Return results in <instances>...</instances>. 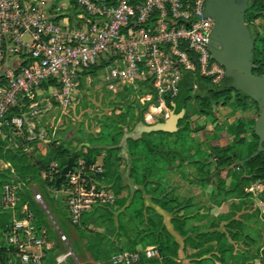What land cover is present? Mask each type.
<instances>
[{
  "label": "built area",
  "instance_id": "obj_1",
  "mask_svg": "<svg viewBox=\"0 0 264 264\" xmlns=\"http://www.w3.org/2000/svg\"><path fill=\"white\" fill-rule=\"evenodd\" d=\"M47 1L0 0V135L8 137L10 132L9 140L48 144L52 140L48 130L29 120L40 115L35 91L55 79L58 87L53 96L59 107L68 109L77 101L79 69L95 65L104 55L115 59L105 74L107 87L119 82L145 85L149 100L140 98L147 107L145 121L170 116L168 100L173 102L178 95L184 71L197 72L214 85L226 77L225 68L209 49L214 18L204 14L207 0H71L82 12L81 26L61 25L48 17ZM56 9L64 5L57 4ZM27 33L29 42L23 39ZM25 100L28 111L11 114ZM76 162L60 191L65 193L70 222L79 225L85 212L114 204L117 197L100 178L105 170L102 164H88L82 158ZM60 171L54 162L46 176L51 181ZM20 186V182H7L2 194L3 205L13 214L6 236L8 251L13 247L23 264H45L46 250L51 248L47 229L36 226L34 212L26 205L22 216L17 215ZM55 192L58 197L59 191ZM34 198L50 214L42 194L37 192ZM69 254L57 256V263H66ZM143 255L160 257L152 246L118 251L111 261L139 264ZM8 264H13L12 257Z\"/></svg>",
  "mask_w": 264,
  "mask_h": 264
},
{
  "label": "crops",
  "instance_id": "obj_2",
  "mask_svg": "<svg viewBox=\"0 0 264 264\" xmlns=\"http://www.w3.org/2000/svg\"><path fill=\"white\" fill-rule=\"evenodd\" d=\"M48 1H52L51 19L61 25L81 26L82 12L75 3H64V9L58 11L57 0ZM255 26L259 33H264V17L258 18ZM114 64L112 55H104L95 65L79 71L80 100L78 104L71 105V109L58 106L53 96L58 87L55 79L53 80L57 84L49 81L44 83L35 91L40 115L29 120L39 127H45L50 132L51 139L61 141L71 149H79L83 145H99L103 152L98 161L102 163L106 148L118 147V156L121 158L118 163L119 171L125 186L121 196L127 198V204L142 196L145 206L153 207L163 216L166 228L179 244V263L264 264V180L252 182L244 188L248 196L239 197L237 193L240 192L235 188V171H229L237 166L235 163L238 160L243 159H238L232 166L217 168L218 154L214 151L216 147L228 143L236 146L238 154L247 149L246 143L252 140L250 121L254 120L255 124L260 115L258 104L249 97L247 106L243 107L234 99L227 101L222 97L218 100L214 112L209 113L206 110L211 107V102L209 106L202 107L200 100L195 99L197 111L192 112L190 110L194 106H188L192 100L190 99L178 112L183 111L184 114L178 120L174 131L161 130L139 134L141 123L152 125L162 121H158L160 116L155 117L152 123L142 120V107L146 105L135 96L138 91L137 84L145 91V85L142 83L131 85L119 82L114 88L107 87L105 82L100 83ZM194 91L199 93L198 82H194ZM93 94L94 98H90ZM90 103L96 108L91 110ZM24 104H28V101L25 100ZM175 107L171 105V112H175ZM102 119L116 122L122 128V136L117 144L91 143L95 132L89 127L100 126ZM242 122L244 126L241 125ZM84 124L87 126L84 127ZM242 128L246 129L243 131ZM128 133L131 135L124 141L123 137ZM135 135L138 137H134ZM145 135L150 143L152 141L155 144L149 148L152 153L148 152V159L151 161L147 164L144 160L138 161V165L144 169L148 167L143 172L148 175L147 185L138 183L132 172L135 160L130 141L141 139ZM224 139H227L226 144ZM153 152L158 153L162 159L154 158ZM223 172L226 174L223 175ZM215 173L217 175L213 176ZM220 182H223V186ZM138 190L141 192L136 193ZM155 195L159 198L165 197L166 208L153 200ZM123 210L124 208H121L119 211ZM128 215L126 221L131 216ZM173 218L176 219L175 222ZM232 220L241 223L236 226L242 230L237 238H231L229 235L230 231H237V228L230 224ZM215 231L226 233L228 243L233 247V252H228L225 260L219 253V240L216 237H208L205 241L202 238L200 241V234ZM152 246L155 247H147ZM137 247L141 248V245Z\"/></svg>",
  "mask_w": 264,
  "mask_h": 264
},
{
  "label": "trees",
  "instance_id": "obj_3",
  "mask_svg": "<svg viewBox=\"0 0 264 264\" xmlns=\"http://www.w3.org/2000/svg\"><path fill=\"white\" fill-rule=\"evenodd\" d=\"M255 18L256 17L251 14L250 19L255 20ZM253 61L260 63V68L256 69L255 73L260 75L264 74V44L256 48V54ZM26 63L27 62H25V64ZM231 81L232 79L226 76L220 85H214L211 83L210 79L201 76L197 72L184 71L182 79L179 83L178 95L173 99L176 103L175 112L178 113L182 108H184L192 97L191 92L194 91V82H198L199 84V95L197 96V99L200 100L202 107L209 106L212 99L221 100L222 97H225L227 101L234 99L239 105L246 107L249 97L242 91L234 90L230 86ZM49 82H55V84H57L53 79H50ZM232 91H235V94L232 95ZM26 105L27 104H24L23 107L17 106L13 108L11 114H22L26 112ZM146 109L147 107H142V120H144L143 113ZM163 120L164 118L162 117L159 118L158 121ZM250 124L251 126L249 129L252 140L246 143L247 149L242 151L241 154L237 153L236 146L231 143L214 149V151L218 154L217 168L232 166L238 159L249 157L257 149L259 137L253 129L254 120L250 121ZM241 125L244 126L245 124L242 122ZM121 129L122 128L118 126L116 122L102 119L101 129L98 133L93 135L94 138L91 143L106 145L117 144L122 136V132L120 131ZM245 129L246 128H242L241 130L244 131ZM10 134L11 133L9 132V135L6 138L0 135V160L9 163V167L0 169V191L4 183L9 181L14 174L18 180L27 184V182L32 179H40L42 173H48L51 164L54 162L59 164L60 169L67 164L70 157H74L76 161L82 158L86 161V163L92 164L98 161L103 152V149L99 145H83L79 149H71L61 141L52 139L48 143V157L43 160L41 159L40 161H34V154L24 146L25 144H33L34 141L20 139L22 143H19V145L9 146L7 138L11 136ZM130 141L133 147L132 155L135 160L132 172L135 177H137L138 183L147 185L148 175L143 172L148 167H145L144 169L138 165V161L144 160L146 164L149 163L151 159H148L150 158L148 152L152 151L149 148L155 144L152 141L150 143L147 139V135L143 136L141 139ZM105 151L106 155L103 159V166L105 170L100 178L103 177V179L106 180L107 185L109 182L112 183L108 186L115 192L117 199L114 204L97 206L93 210L88 211L83 215L81 224L75 225L77 226L81 237L87 240L85 243L86 248L91 252L93 258L100 261L101 264H113L111 257L118 251L124 249L136 250L139 249L137 247L138 245H141V248L154 245L158 249L160 257L147 258L143 255L139 264H181L177 261L179 244L175 237L166 228L163 216L157 213L153 207L145 206L142 196L136 197L129 204H127V198L121 196L125 186L123 184L118 165L121 160L118 156L119 148H106ZM232 171H235V188L240 192L237 194L241 198L247 197L248 194L244 191V188L249 186L252 182L264 180V152L248 161L245 166L237 165L229 172ZM59 175L60 173H58L51 181L48 176L45 178V183L53 188L54 193L56 191L55 182ZM220 185L223 186V182H220ZM44 191L46 199L52 203L55 200L54 193L47 191L45 187ZM140 192L141 191L138 190L136 193ZM19 196L20 201L17 205V215L22 216L21 209L26 205L27 208L34 212L36 226L38 228L45 227L47 229L48 238L51 240V232L49 229L50 217L46 209L36 202L34 196L29 192L26 185L24 186V189L20 190ZM153 200L162 207L166 208L165 197L159 198L155 195ZM45 203L52 215H55L54 212H59L64 215L66 214L65 204L62 203V207L60 208L58 206L56 207L53 203L50 206H48L47 202ZM121 208H124V210L119 211ZM128 214L131 216L129 220L126 221L125 218ZM12 217L13 214L11 210L8 211L0 208V234L5 237L7 236L8 227L12 222ZM173 219L175 222L176 219ZM230 224L233 225V228H237V225H241L238 220H232ZM90 225H93L95 229H90L89 232L85 231ZM176 228L179 229L177 224ZM241 232L242 230L237 228V231L235 232L230 231L229 235L231 238H237ZM123 237L125 239H123ZM199 237L200 241L202 238L205 241L208 237H216L219 240L218 249L223 260H225L224 258L228 252H233V247L230 243H228V236L224 232L215 231L212 233H203L200 234ZM0 245H4L0 248L1 264H8L9 258L11 257L13 259V264H23L15 256V249L13 247H11L10 251H8L9 246L6 242L0 243ZM51 250L52 249L46 250L47 256L45 257L44 262L49 263V252H51ZM75 251L78 255L82 253L81 247L78 246V244L75 246ZM56 257L57 256L50 260L49 264H58ZM61 264L68 263L66 262Z\"/></svg>",
  "mask_w": 264,
  "mask_h": 264
},
{
  "label": "water",
  "instance_id": "obj_4",
  "mask_svg": "<svg viewBox=\"0 0 264 264\" xmlns=\"http://www.w3.org/2000/svg\"><path fill=\"white\" fill-rule=\"evenodd\" d=\"M52 1L45 5V12L50 17ZM250 8L249 0H207L204 14L214 18V28L211 33L209 49L212 58L224 68L226 76L232 79L231 87L242 91L253 99L260 108V115L255 121L254 131L259 137L257 149L243 160L235 164L245 166L251 159L264 152V74L254 73L260 65H254V38L246 22V12ZM256 13L255 16H258ZM218 100H211V107L206 112L213 113L218 106ZM168 104L176 106L175 102L168 100ZM184 112H171L165 121L152 125L141 123L138 133L152 131H174L178 120ZM131 134H125L124 141ZM134 137H138L135 135ZM77 165L74 157H70L67 164L61 169L56 179V190L60 191L66 183L68 174ZM219 172V171H218ZM215 173L213 176H216Z\"/></svg>",
  "mask_w": 264,
  "mask_h": 264
},
{
  "label": "rangeland",
  "instance_id": "obj_5",
  "mask_svg": "<svg viewBox=\"0 0 264 264\" xmlns=\"http://www.w3.org/2000/svg\"><path fill=\"white\" fill-rule=\"evenodd\" d=\"M70 4L71 0H57L56 4ZM23 39L27 42H29L31 40V36L30 34H25L23 36ZM16 65H18V61H16ZM79 71H81V69H79ZM103 80V81H102ZM104 79L100 80V83H104ZM136 84V83H135ZM134 85V84H133ZM136 88L138 89V91L136 92L135 96L137 99L140 98H144L145 101L149 100V95L144 94V89H141V85L137 84ZM234 93H232L233 95ZM192 97L190 99H192L188 106H194V108L190 111L195 112L196 108H197V104L195 102V99H197L199 93L197 91H192L191 92ZM90 98H94V94L92 95V97ZM80 98L77 96V101L76 103H79ZM73 104V105H76ZM91 104V103H90ZM90 109L92 110L93 108H96L94 104L90 105ZM72 106H70L68 109H71ZM191 109V108H190ZM197 111V110H196ZM72 112V111H70ZM69 112V113H70ZM160 118H162L160 116ZM153 120L151 121H146L147 123H152ZM81 125V124H80ZM87 124H84V127H86ZM101 128L100 126H93V127H89V129H91V131L95 132V134L98 132V130ZM49 132V131H48ZM50 132H49V136H50ZM2 136V135H1ZM4 138H6L7 136H2ZM8 139V138H7ZM9 142V146H17L19 145V143H22V141H20V139H18L17 137L14 138V141H12L11 139L7 140ZM225 144L227 143V139H224L223 141ZM25 148H27L28 150L32 151V153L34 154L33 156V160L34 161H40L41 159L43 160L44 158L46 159V157H48V149H49V144L45 143L44 141H34L33 144H25L24 145ZM152 153V151H151ZM153 157L156 159H162V157H160V155L158 153H154L153 152ZM99 160V159H98ZM159 162V161H158ZM97 163L102 164V162L97 161ZM8 165V166H7ZM9 167L8 163H5L4 161L0 160V169H5ZM226 173L223 172V175H225ZM45 178H46V173H42V176L40 179H35V180H30L29 182H27V184H25V182L18 180L17 177L14 176L11 177L9 179V181L7 182H11V183H15V184H19V182L21 183V186L19 188V191L24 189V186H27V189L29 190V192L34 196L35 193L39 192L42 194V197L44 199L45 202H47L48 206H50L52 203L56 205V207H62V203H64V197H65V193H63V191H59L57 192V196L56 197V192L54 193L53 188L48 185L47 183H45ZM103 183L107 184L106 180L103 179L102 180ZM5 182L4 185L7 183ZM4 185L1 187V191H0V208L3 210H8L7 208H5V206L2 203V194H3V189H4ZM44 187L47 189V191H50L51 193H54L55 195V200L51 203L48 199H46V194L44 191ZM114 192V191H113ZM115 193V192H114ZM117 197V195H116ZM48 208V207H47ZM66 214H62V213H56L54 212L55 215H52L51 213L49 214V221H50V242H51V252H49V263L50 260H52L55 256H59L62 254H66L71 252V254H69L68 258H67V263L68 264H101L100 261H97L96 259L93 258L91 252L86 248V239L81 237L80 232L77 228V226H75L74 224L70 223L69 220V213L68 211L65 212ZM87 213V212H85ZM84 213V214H85ZM83 214V215H84ZM55 216V217H54ZM54 221L57 223V225L59 226V229L56 228V223H54ZM59 222V223H58ZM90 229H95L93 225H90L89 228H86L85 231L89 232ZM59 230H62V232L66 235L67 240H63L61 237V233ZM6 242V237L2 234H0V243ZM78 244V246L81 247L82 250V255L81 254H77L75 251V246ZM139 249H143V248H139ZM48 250V249H47ZM45 264H49L48 262H44Z\"/></svg>",
  "mask_w": 264,
  "mask_h": 264
},
{
  "label": "flooded vegetation",
  "instance_id": "obj_6",
  "mask_svg": "<svg viewBox=\"0 0 264 264\" xmlns=\"http://www.w3.org/2000/svg\"><path fill=\"white\" fill-rule=\"evenodd\" d=\"M249 4H250V8L246 12V22L248 23V25L251 29V32H252V36L254 38V44H255L254 56H255L256 48L258 46L264 44V33H262V34L259 33V31H257V28L255 26V21L260 17H264V0H249ZM256 13H259L258 16H255ZM251 14L254 17H256L255 20L250 19ZM253 60H254V58H253ZM253 63H254V65H260V63H256L255 61H253ZM255 70H254V73H255ZM258 75H260V74H258ZM231 83H232V81H231ZM231 83H230V86H231ZM232 93L235 94V91H232Z\"/></svg>",
  "mask_w": 264,
  "mask_h": 264
}]
</instances>
